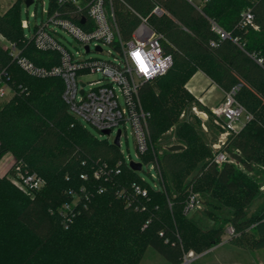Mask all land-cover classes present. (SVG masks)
Returning <instances> with one entry per match:
<instances>
[{"label":"trees","instance_id":"1","mask_svg":"<svg viewBox=\"0 0 264 264\" xmlns=\"http://www.w3.org/2000/svg\"><path fill=\"white\" fill-rule=\"evenodd\" d=\"M20 1L0 13V36L38 67L57 64L56 54L39 51L25 37ZM81 1L85 6L90 0ZM121 1L113 4L123 39L140 24L138 14L164 36L174 61L168 73L140 90L150 114V146L140 159L147 164L157 158L165 185L151 188L119 147L83 127L62 99L61 79L28 75L0 45V88L9 91L0 99V160L7 154L15 158L0 177V264H142L149 249L168 264H182L189 252L220 245L228 225L238 234L235 239L252 235L254 249L264 248V204L257 214H247L261 196L253 174L264 166V66L257 62L264 59V0H208L201 8L188 0ZM156 5L162 16L152 14ZM247 10L258 31L240 27ZM211 22L231 38L220 39ZM198 71L224 92L238 87L237 101L253 115L223 149L237 165H217L197 126L179 120L194 100L184 86ZM169 131L184 149L160 154V140ZM18 167L44 180L34 197L14 183ZM136 187L147 196L138 195ZM191 191L233 212L213 218V203L201 199L214 223L203 230L184 211ZM75 199L76 215L65 227L61 208Z\"/></svg>","mask_w":264,"mask_h":264},{"label":"built area","instance_id":"2","mask_svg":"<svg viewBox=\"0 0 264 264\" xmlns=\"http://www.w3.org/2000/svg\"><path fill=\"white\" fill-rule=\"evenodd\" d=\"M188 1L201 8L208 0ZM113 2L114 0H90L83 6L81 0H51L49 9L46 11L47 21L36 25L31 39H28L39 51L57 55V64L48 68L33 64L21 55V51L15 45L8 43L6 47L10 50L13 60L28 75L36 78L61 79L63 82L62 99L69 112L100 134L111 137L121 125L126 128V124L130 123L140 159V156L145 154L150 146L148 126L150 114L142 105L140 90L144 83L168 73L174 61L172 55L166 53L164 49L163 43L166 42L164 36L155 31L146 18L138 14L136 16L140 19V24L131 37L124 40L114 12ZM164 13L158 5L152 11V14L157 16H162ZM211 26L220 39L231 38L230 33L224 31L215 22H211ZM240 27L259 30L254 23L251 10L242 14ZM22 28L30 29L29 23L22 21ZM58 29L66 31L78 42L83 50L78 57L73 55L61 42L62 36ZM216 44V41L211 43L212 46ZM105 48H110L111 51ZM104 53H108L106 59L98 56L84 58L85 55ZM257 62L264 66L263 58L257 59ZM91 77L95 79L87 80ZM237 91L238 87H235L229 92H224V100L211 110L215 119L230 135L239 134L245 125L253 120V115L237 101ZM8 94L7 88H0V99H4ZM122 99L124 106L121 104ZM199 102L202 103V99H199ZM107 131L110 132L109 135L105 134ZM118 131H120L121 140L122 130ZM214 162L219 166L224 163L237 165L226 152L217 153ZM139 163L142 164L143 169L145 164L141 159ZM152 163L151 168H147L149 173L155 170L159 181L162 182L158 160ZM16 173L14 183L30 197H34L45 184L38 175L23 173L19 167ZM151 177L156 178L153 174ZM135 189L138 195L147 196L145 190L139 187ZM77 202L78 199H75L72 204H65L61 208L65 227L76 215L73 207ZM184 209L188 215L202 209L200 197L191 194ZM225 235L229 238L238 236L231 225L226 227Z\"/></svg>","mask_w":264,"mask_h":264},{"label":"rangeland","instance_id":"3","mask_svg":"<svg viewBox=\"0 0 264 264\" xmlns=\"http://www.w3.org/2000/svg\"><path fill=\"white\" fill-rule=\"evenodd\" d=\"M16 2L17 0H0V13L1 14L5 13ZM50 2L51 0H35V2L30 7L26 6L25 0H21L19 2L20 17L22 21H26L30 25V29L24 30V35L27 39H31L33 35V30L36 27V25H39L42 22L47 21L46 11H48L49 9ZM58 32L62 36L61 42L67 47V49L73 55L78 57L79 54L83 52L78 42L66 31L62 29H58ZM0 45L3 47L8 45L6 40L1 36H0ZM105 50L111 51L110 48H105ZM95 56H98L99 58L102 59H106L108 57V53L99 54V55L98 54L85 55L84 58H92ZM198 72H202V71H198ZM198 72H196L191 77V79ZM90 79L93 80L95 78L94 77L87 78V80ZM191 79H189V81L185 84L184 89L193 97L194 100L188 108L184 109V111L181 113L179 117V120L186 121L190 124L194 123L197 126L199 132L202 134L203 138L205 139V142L209 145V147L212 149L215 155L219 152H224L223 149L225 147V144L229 141V138H231L232 136L215 119V117L212 114V111L205 109L199 102L198 98L195 95H193V93L187 90L189 88L188 84L191 81ZM121 104L124 106L123 99L121 100ZM182 114H184V117H182ZM199 115H204V118L198 119ZM78 120L83 125V127L95 138L100 140H107L110 143L114 142L118 130L119 129L122 130V137L120 140V150L125 160L127 161V163L140 162V159L138 157L136 142L133 135V130L130 123L126 124V128H124L123 125H121L119 128H117L114 131L111 137H107L105 135L100 134L93 127L89 126L80 119ZM174 145L183 146L182 142L178 139L177 135L172 131H169L160 140V147H161L160 154L163 153L166 149H168V147ZM9 157L11 156H8L6 158L3 157L0 160V169L5 170L9 166L8 165ZM156 159L157 158H155V160ZM152 164H153L152 162L145 164L143 166L142 171L140 172V176L143 180L147 182V184L151 188L158 190V188L161 187V184L163 186L165 185V182L163 179L161 167H160V171H161L162 182L159 181L157 172L155 170H152L151 173H149L147 168H151ZM152 174L155 175L156 178L153 179L151 177ZM253 177L260 184L261 196L256 200V202L252 207L247 209L248 216H253L257 214L261 206L264 204V166L257 167L256 171L253 174ZM165 180L170 182L169 177H167V179ZM191 193L198 195L200 199H202V201L205 203L207 202L213 203V208H210L212 209L211 211L214 214L212 216L213 218L214 216H218V217L221 216L225 218L228 217L233 212L231 206H228L226 204L220 207L217 205L218 202L216 200L211 199L210 197H208L203 193L195 192V191H191L190 194ZM221 198L224 199L225 197L221 195ZM204 208L207 209L208 206H206L205 204V207H203L202 205V209L190 213L189 217L198 225V227H200L203 230H208L214 227V223L211 220L212 219L211 217L206 216L204 212L205 210H203ZM254 242H255V236L252 235H242V237L239 239L229 238L227 235H224L222 237V243L220 245H218L213 249L205 251L201 254H196L193 251L189 252L185 256L184 262L182 264H264V248L259 250L254 249ZM142 264H168V262L153 249H149Z\"/></svg>","mask_w":264,"mask_h":264},{"label":"crops","instance_id":"4","mask_svg":"<svg viewBox=\"0 0 264 264\" xmlns=\"http://www.w3.org/2000/svg\"><path fill=\"white\" fill-rule=\"evenodd\" d=\"M188 89L195 95L198 100L202 99L201 105L211 111L224 100V91L214 84L204 73L198 72L189 82ZM9 157V166L3 170L0 169V177L7 174L9 169L15 163V158L12 154H7L4 158Z\"/></svg>","mask_w":264,"mask_h":264},{"label":"water","instance_id":"5","mask_svg":"<svg viewBox=\"0 0 264 264\" xmlns=\"http://www.w3.org/2000/svg\"><path fill=\"white\" fill-rule=\"evenodd\" d=\"M33 3H34V0H25V4L27 7H30ZM200 116L202 118H204V115H200ZM105 134L109 135L110 132L107 131V132H105ZM113 144L117 147L120 146V131H118L117 136H116ZM183 149H184V147L181 145H174V146L168 147L169 152H177V151H181ZM129 167L135 172H141L142 171V164L141 163L131 162V163H129Z\"/></svg>","mask_w":264,"mask_h":264}]
</instances>
